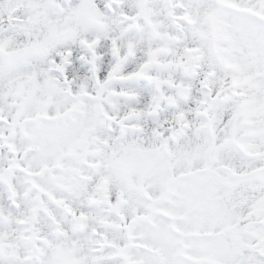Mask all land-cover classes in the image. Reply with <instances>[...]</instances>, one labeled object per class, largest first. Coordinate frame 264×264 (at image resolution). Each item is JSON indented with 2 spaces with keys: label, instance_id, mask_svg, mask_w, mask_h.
<instances>
[{
  "label": "snow or ice",
  "instance_id": "6c2138e0",
  "mask_svg": "<svg viewBox=\"0 0 264 264\" xmlns=\"http://www.w3.org/2000/svg\"><path fill=\"white\" fill-rule=\"evenodd\" d=\"M0 264H264V0H0Z\"/></svg>",
  "mask_w": 264,
  "mask_h": 264
}]
</instances>
